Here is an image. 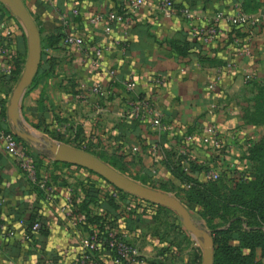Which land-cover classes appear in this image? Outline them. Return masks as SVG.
<instances>
[{
  "label": "crops",
  "instance_id": "crops-1",
  "mask_svg": "<svg viewBox=\"0 0 264 264\" xmlns=\"http://www.w3.org/2000/svg\"><path fill=\"white\" fill-rule=\"evenodd\" d=\"M22 1L41 30V38L64 34L59 43L44 48L50 59L43 65L47 72L21 99L26 131L92 151L128 178L160 191L162 184H180L166 165L169 155L170 159H180L188 174L192 173L190 162L228 173L233 162H245L242 157L251 142L264 135V124L247 121L256 88L264 85V0H172L194 13L190 19L165 16L158 8L161 0H145L134 11L129 8L132 0ZM7 10L0 12L1 28L10 31L5 34L4 28L0 29V85L11 83L4 81L10 71L2 73L1 67L11 68L12 58L25 61L27 57L25 30ZM238 11L260 17L252 33L249 27L219 19L215 23L219 33L213 41L204 43L193 35V26L206 27L215 14L228 17ZM109 12L129 20L90 21ZM69 34L83 37L80 50L63 43ZM102 47L105 51L93 60L94 50ZM227 62L231 68H223L216 89L209 91L207 85L215 69ZM109 70H114L115 82ZM247 73L250 80L244 77ZM153 77H162L164 82L155 84ZM129 80L135 83L132 88L126 87ZM96 85L101 88L95 90ZM4 98L0 90V129L14 133L6 111L5 115L1 112L8 105ZM140 99L151 101L161 113L165 131L157 132L149 119L120 117L128 102ZM212 103L215 108H210ZM211 122L226 133L225 145L217 155L201 142ZM233 131L236 138L230 139ZM17 142L26 151L24 144ZM27 143L45 154L37 176L53 185L54 192L49 196L36 188L19 170L18 158L0 148V225L15 232L11 237L0 236V264L78 261L81 240L88 231L61 207L66 194L75 203L84 199L90 188L97 189V196L88 204L89 210L105 214L114 230L127 234L146 260L187 264L190 247L182 245L176 250L150 234L158 204L119 189L84 167L54 164L48 152ZM27 155L33 163L37 161L35 152ZM193 175L206 181L204 170ZM190 214L194 217L196 213ZM30 215L40 224L37 231L30 229ZM73 220L78 223L73 224ZM190 239L195 246L192 235ZM95 258V264H113L106 250H99Z\"/></svg>",
  "mask_w": 264,
  "mask_h": 264
},
{
  "label": "trees",
  "instance_id": "trees-1",
  "mask_svg": "<svg viewBox=\"0 0 264 264\" xmlns=\"http://www.w3.org/2000/svg\"><path fill=\"white\" fill-rule=\"evenodd\" d=\"M5 10H7L6 6L0 3V12ZM63 35H48L41 38V61L38 73L29 88L36 84L40 75L47 72L43 65L50 59L44 48L59 43ZM24 62L23 58H12L10 73L4 81L15 82L23 69ZM5 111L4 106L1 108L3 115ZM247 121L252 125L264 124V85L256 88ZM13 135L17 141L24 144L27 153L35 152L37 161L34 163L38 170L45 154L33 149L14 133ZM55 138L57 139L58 136ZM242 158L245 161L246 178L233 177L226 172H221L217 180L206 181L198 179L193 174L201 170L205 171L207 167L190 162L192 173L188 174L182 170L180 159H170L169 155L166 161L172 176L180 184L178 186L162 184L159 188L169 191L176 187L178 189L176 197L187 205L190 213L194 211L204 221L213 239V264H264V233L259 229V226L264 223V135L251 142L247 154H244ZM53 163L59 164L56 161ZM35 187L43 191L37 185ZM96 196L97 189L90 188L81 201L74 203L72 198L69 208L74 218L79 220V223L88 231V236L94 237L98 244L103 246L106 232L114 228L105 214H94L89 210L88 204L93 202ZM141 201L144 200L141 199ZM36 220L35 216H29L30 227ZM149 230L150 234L156 236L159 241H166L176 250H179L182 245L190 247L187 264H200V249L191 245L190 234L184 229L180 218L172 209L157 205ZM145 262L162 264L157 259L145 260Z\"/></svg>",
  "mask_w": 264,
  "mask_h": 264
},
{
  "label": "built area",
  "instance_id": "built-area-1",
  "mask_svg": "<svg viewBox=\"0 0 264 264\" xmlns=\"http://www.w3.org/2000/svg\"><path fill=\"white\" fill-rule=\"evenodd\" d=\"M144 1L145 0H132L129 6L130 10L134 11L140 5H142ZM158 8L167 17L179 15L183 18L190 19L194 16V13L189 8L177 6L172 0H161L159 2ZM105 18L125 22L129 20V17L123 14H114L113 12H109L107 14H98L92 17L90 21L92 23H97L103 21ZM219 19H223L232 26L249 27V33H252L254 28H256L260 23V17L250 16L242 11H238L233 16L228 17L224 16L222 13H217L212 18V22L209 23L206 27L193 26V35L201 39V41L204 43H209L213 41L219 33L218 27L215 25V23L219 21ZM3 28L5 34H10L8 27L1 28L0 25V29ZM105 33L108 34L109 30L105 29ZM63 43L65 45H73L76 49L80 50L84 45V39L82 36L76 34H69L64 37ZM104 51L105 48L103 47L95 49L92 57L93 60H97V58H99ZM245 51L248 52V48H246ZM231 66L232 65L227 62L224 66H219L215 69L214 76L207 85L209 91H214L216 89L218 82L223 76V68L228 69L231 68ZM9 71L10 67L8 65L1 67L2 73H8ZM109 73L114 78V70H109ZM244 77L246 80H250L252 78L251 74L248 73L245 74ZM151 81L155 84H162L164 82V79L162 77H153L151 78ZM112 82H115V78L112 80ZM125 84L127 88H132L135 85L132 80L125 82ZM100 88V85H96L94 89L99 90ZM76 97L80 98L81 95L77 94ZM210 108H215V104L212 103L210 105ZM120 117L137 120L149 119L152 127L157 132H162L167 129V125L164 124V122L162 121L161 113L157 111L153 103L147 99H140L128 102L127 107L121 111ZM225 134L220 130L216 123L211 122L205 127L201 142L206 148V150L210 151L212 155H217L218 152L225 145ZM236 135L237 132L233 131L229 133V138L235 139ZM0 148L6 154L18 158V168L30 183L37 185L47 195H53V185L49 184L43 178H38L35 164L27 155L26 151L23 150L22 147L18 144L13 133L0 129ZM230 166L232 167L228 172L230 176L246 178L247 173L245 172L244 163L233 162L232 164H230ZM220 175L221 171L215 168H207L204 171V178L206 180H217ZM71 203V195L66 194L65 204L61 207V211L68 216H72V211L69 208ZM73 224L76 225L77 222L73 220ZM39 228V222L33 223L30 227L32 231H37ZM14 233V230L6 228L3 224L0 225L1 237H11L14 235ZM101 247L102 250H106L112 255L113 264H147L145 262L146 258L141 255L138 248L128 241L127 234L118 233L114 229H110L106 232L103 246H100L92 236L84 237L81 240L82 252L78 261L72 263H59L55 261H47L42 264H95V253H98L99 250H101Z\"/></svg>",
  "mask_w": 264,
  "mask_h": 264
},
{
  "label": "water",
  "instance_id": "water-1",
  "mask_svg": "<svg viewBox=\"0 0 264 264\" xmlns=\"http://www.w3.org/2000/svg\"><path fill=\"white\" fill-rule=\"evenodd\" d=\"M23 26L27 37V57L21 75L12 90L6 109L14 134L38 149L48 152L55 161L69 163L91 170L115 187L137 195L152 203L168 207L180 217L184 229L192 235L202 250L201 264H213V239L209 230L197 224L187 207L166 192L147 187L134 181L90 152L65 143L53 141L46 135H38L24 129L21 99L36 76L41 61V37L39 29L22 0H0Z\"/></svg>",
  "mask_w": 264,
  "mask_h": 264
},
{
  "label": "rangeland",
  "instance_id": "rangeland-1",
  "mask_svg": "<svg viewBox=\"0 0 264 264\" xmlns=\"http://www.w3.org/2000/svg\"><path fill=\"white\" fill-rule=\"evenodd\" d=\"M23 70V69H22ZM22 72V71H21ZM20 75H21V73H20ZM20 75H19V77H20ZM19 77L16 79V81L15 82H12V83H10L9 85H5V84H2V85H0V90H2L3 92H4V95H5V98H4V102L6 101L7 102V104L9 103V99H10V96H11V93H12V90H13V88L15 87V85H16V83H17V81H18V79H19ZM31 84H32V82H31ZM30 84V85H31ZM29 85V86H30ZM29 86H28V88L26 89V91L25 92H27L28 91V89H30L29 88ZM24 92V93H25ZM24 95V94H23ZM23 97V96H22ZM36 132V131H35ZM240 162L242 163V161L240 160ZM244 164H245V162H243ZM175 186H178V184L177 185H175ZM169 193L172 195H177L178 194V189L176 188V187H173V188H171L170 190H169ZM194 217H193V219H194V221L197 223V224H199L200 226H203L204 228H206V226H205V224H204V221L200 218V217H198V215H196V214H194L193 215ZM248 228V227H247ZM207 229V228H206ZM259 229L264 233V223H262L260 226H259ZM193 243V242H192ZM196 243V242H195ZM194 246V245H193ZM195 246H197L199 249H200V253H201V261H202V250H201V247L198 245V244H195ZM201 261H200V264H201Z\"/></svg>",
  "mask_w": 264,
  "mask_h": 264
}]
</instances>
